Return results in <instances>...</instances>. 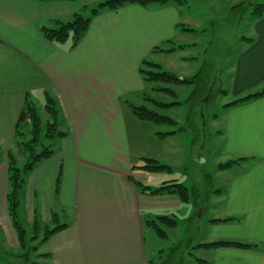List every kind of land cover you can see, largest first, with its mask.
I'll return each mask as SVG.
<instances>
[{
  "label": "crops",
  "instance_id": "0c3cea01",
  "mask_svg": "<svg viewBox=\"0 0 264 264\" xmlns=\"http://www.w3.org/2000/svg\"><path fill=\"white\" fill-rule=\"evenodd\" d=\"M94 1L98 0H0V234L5 237L3 242L7 239L19 248L7 204V152L18 151L15 128L26 93L44 106L48 92L57 102L59 127L63 126L66 135L56 137L54 154L28 175L21 211L28 224L33 225L37 208L41 237L46 227L56 226L54 212L68 227L39 245V249L42 246L46 249L43 253L38 249L37 258L43 257L39 254H48L43 257L46 264H159L150 257L148 242L155 246L157 237L161 236L150 221L164 229L167 222L161 217H182L188 229L193 225L199 231L205 230L199 243L235 240L257 244L253 249L194 250L207 263L195 261L191 244L188 256L194 259L192 264H264V96L223 107L222 115L212 117L221 141L219 158L224 161L248 158L231 169H215L214 177L218 174L222 186L218 193L210 195L206 208L197 207L192 196L184 202L176 194L141 193L133 180L155 187L153 183L158 185L165 178L163 172L134 168L143 163L144 157L176 167L181 160L187 163V144L192 157L191 130L163 135L178 127L161 129L156 123L138 119L128 106L132 97L140 98L149 88L139 71L141 63L148 58L162 69L167 65L170 71L173 66L169 60L192 62V67H196L200 54L192 50L199 48L201 42L193 41L189 33L198 35L208 29L203 27V22L195 20L199 17L193 6L198 0H190L180 4H126L119 9H101L92 16L88 32L73 49L68 44L58 45L44 38L42 26L55 27L57 21H69L75 13L89 9ZM244 1L220 0L208 4L217 15L227 14L225 21L232 24L229 28L232 31L244 26L245 21L249 28L241 35L236 30L233 33L228 29L212 30V40L204 51V64L198 70L207 65V50L211 55L213 50L221 48L232 51L229 45H219V35L231 36L232 43L238 45L237 52L229 58L228 67L217 75L221 84L218 88L215 82L217 89L231 95L230 102L264 88V10L257 16L251 6L249 14H245ZM251 2L264 6V0ZM185 5L187 11L182 9ZM179 45L185 46L177 48ZM156 46L176 49L154 51ZM186 50L194 56L175 55ZM227 79L228 89L224 86ZM153 88L152 92H156ZM205 88L207 91L210 86ZM195 152L193 149L199 165L207 162ZM61 165V187L56 193ZM146 173L159 177H148ZM185 179H189L187 175ZM183 183L192 187L190 180ZM229 217L233 219L211 222ZM169 236L173 235L167 232L165 237ZM154 250L157 251V246ZM14 263L15 260L9 261Z\"/></svg>",
  "mask_w": 264,
  "mask_h": 264
},
{
  "label": "trees",
  "instance_id": "16d2710c",
  "mask_svg": "<svg viewBox=\"0 0 264 264\" xmlns=\"http://www.w3.org/2000/svg\"><path fill=\"white\" fill-rule=\"evenodd\" d=\"M37 1H49V0H37ZM188 0H104L99 2L98 5L92 9L91 16H85L82 13H75L71 20L69 21H57L55 27H48L42 26L41 31L44 38L50 42H54L58 45H69L70 49L75 48L79 42L84 38L86 33L88 32L91 22L92 16L98 14L101 9L109 8V9H119L126 4H140L143 6L152 4V3H159L161 5L167 4L170 2L173 3H184ZM254 6L253 13L257 16L261 15L262 11L264 10V6L260 4H256L251 2V0L244 1V7L247 9L248 7ZM182 26H185L182 24ZM185 30H195L191 28L184 27ZM185 45H179L177 48H183ZM176 47L167 49L160 46L154 47V51H161V52H172L175 50ZM202 70V69H201ZM200 71L194 74L192 77H182L177 73L170 71V70H163L162 66L152 61L148 58L143 59L141 66L139 68L140 74L142 75L143 79L149 82L157 83L153 88V91L156 92H165L171 96H176V92L171 85H177L182 83H195L196 89L193 94L196 93L198 87L200 86L199 83V75ZM210 89L207 90V95L210 97L213 93H226L225 90L218 91L215 87V82L211 81L209 83ZM206 86V87H208ZM205 94V95H206ZM264 96V88L260 91H256L250 94H247L239 99H236L232 102L224 104L223 107H231L234 105H238L241 103L250 102L254 99H258ZM208 97L203 100V106H205V102L208 101ZM148 101L152 102L155 106L164 108L174 103H165L156 100L155 98L147 97ZM130 106L132 113L140 120L150 121L156 124L168 123V124H178V120L170 117L168 115L162 114L155 109L149 108L147 105H136L132 103H128ZM204 111V107H203ZM44 112L45 116L40 114L39 109L31 97L30 93H26L24 99V106L22 111L19 115V118L16 122L15 128V137H16V147L17 152L13 150H9L7 152V159H8V182H9V190L7 193V204H8V212L10 215V219L12 225L15 229L18 238V245L21 249L22 253L12 255L11 253H7V256L15 258L21 264H39L37 260H31L30 256L31 253L38 251L39 245L43 244L48 240V238L65 228L68 227L67 223H60L59 215L57 213H53V219L57 223L56 226L53 228L46 227L44 233L40 239L37 235L41 225H40V216L39 211L37 208L35 209L34 219H33V228L32 232L33 235L29 236L27 229L24 227L22 223V219L20 216V208L22 205V196L24 192V188L26 186L27 177L28 175L36 168V166L43 161L44 159L50 158L54 154V149L50 146L45 144V140L53 139L56 137H63L66 135V132L60 130L59 128V115L60 111L57 106V102L55 98H53L48 92H45V103H44ZM192 109L190 114L185 122H181L177 126L178 128L169 132L163 133V135L174 134L178 131L183 130H191L192 131V139L193 143L195 144L197 140H199L198 135L192 128ZM204 114V113H203ZM214 116V115H213ZM204 117V115H203ZM203 117L202 120H203ZM248 157H238L235 159H230L225 162H221L217 165L219 170H228L234 167L235 165H239L240 162L246 160ZM142 164L139 166H134L136 169H141L146 172H173L174 167L168 164L161 163L159 160L155 158L144 157L142 159ZM63 174V165L60 166L58 175L56 178V187L55 192L59 193L61 187V179ZM210 176V171H206V178L208 179ZM135 186L139 189V191L143 194H150V195H157V194H176L180 197V199L184 202L188 201L192 196V201L195 203L197 207L199 205H203L207 203L209 199V195L205 197L201 191L198 192V186L188 187L183 182H178L176 180H169L163 182L162 185L158 187H153L149 185H145L143 182L139 180H133ZM212 193L219 192L214 188L210 190ZM211 193V194H212ZM199 201V199H202ZM164 220L166 225L174 226L176 224L175 219L169 217H161ZM233 217L229 218H216L212 219L211 222L219 223V222H226L232 220ZM150 225L153 226L157 233L161 237L167 236V232L158 225L155 221H150ZM41 234V231L40 233ZM33 242V243H32ZM180 244H178L179 246ZM176 246V247H178ZM257 246V244L235 241V240H216L212 242L206 243H197L192 248L194 250L200 248L206 249H217L222 247H235L240 249H253ZM174 247L170 253L173 257ZM48 254H39V256H47ZM195 256V261L197 262H205L208 261L203 259L194 253L192 254Z\"/></svg>",
  "mask_w": 264,
  "mask_h": 264
},
{
  "label": "rangeland",
  "instance_id": "374dc122",
  "mask_svg": "<svg viewBox=\"0 0 264 264\" xmlns=\"http://www.w3.org/2000/svg\"><path fill=\"white\" fill-rule=\"evenodd\" d=\"M104 1V0H102ZM101 0L94 1L89 9H84L81 13L85 16H91V11L93 8H95L98 5V2H102ZM190 1V0H188ZM220 0H198L194 2L193 8L196 9V14L199 18H195V20L198 23L203 22V27L208 29L206 32H202L197 34L189 33L192 37V40L199 39L201 42V45L199 48L192 50V52H197L200 54L199 63L195 67H192V62L187 63H177L173 62V60H169L171 65L173 67V70L178 72L179 74H185V76H193L204 64V51L206 48V44L212 40V30L219 29L222 31L223 29H228L229 33H233L234 30L237 31L238 35L245 34L246 29H248L247 21L244 22V26H240L239 29H233V31L230 28L232 24H230L228 21H225V17L227 16L226 13H223L221 15H217L216 12L212 11L211 8L208 6L210 2H215ZM248 7L245 10V14H249L250 9L252 8V11L254 10V6ZM184 11L188 10V5H185L182 7ZM251 11V12H252ZM244 14V10H243ZM187 40V39H183ZM232 37L226 36L224 34L219 35V45L226 46L229 45L232 48V51L226 50V49H219V50H213L212 55L207 50V65L206 67H203V69L200 72L199 75V83L200 86L198 87L195 94L194 91L196 89L195 83H182L177 85H171L170 87L173 88L176 92V96H171L165 92H152V87L158 86L157 83L149 82L148 90L145 91L141 95L140 98L132 97L130 103L136 104V105H147L149 108L155 109L158 112L168 115L170 117H173L176 120H180L181 122H185L188 118L190 111L192 109V128L196 132V135H198L199 140L196 141V143H193L192 139V157L190 155V146L187 144L185 145L186 153L188 160L187 163H182L181 160L180 165L174 166L175 169L173 172H163L164 179L159 180L158 185H155L156 183H153L155 187H158L163 184L164 181L171 180L173 178H177L181 180L180 182H183L184 180H190L192 182V186H198L197 190L198 192H202L205 194V197L207 195H211V188H214L215 190L219 191V188L222 186V180H220L218 174H216V177H214V171L217 169V164L220 162H225L223 159L219 158V151L221 148V141L220 137H218L215 133V123L213 121V115L214 117L218 118V116L222 115V109L224 104L230 102L232 100V97L229 93L226 94H219V93H213L210 97L207 95V91H205V87L209 85L211 81L217 82L216 86L217 88L221 85L220 84V78H217V75L220 74L221 70H225L228 65L230 64L229 58L231 59V56L233 54H236L238 45L232 43ZM192 52L189 53V50H186L184 52H177L175 55H179L182 57H189L192 55ZM167 55V54H165ZM194 56V55H192ZM175 57V56H170ZM163 70H167V65L163 67ZM227 78V73L225 72L224 75ZM220 77V76H218ZM228 79L226 83H224V86H226V89H228ZM218 90V89H217ZM221 91V90H218ZM206 94V95H205ZM147 97H153L158 101L165 102V103H174L169 106H166L164 108H160L155 106L152 102L148 101ZM208 97V101L205 102V106H203V100H205ZM45 102V99L43 100V103ZM37 108L39 109L40 114L42 116L46 117V114L44 112V106L39 101H35ZM129 106V105H128ZM130 107V106H129ZM204 107V111H203ZM204 113V114H203ZM204 115V117H203ZM203 117V120L202 118ZM168 124V123H162V124H155L158 125L157 127H160L161 129L169 130L171 128H176L179 124ZM60 130H62L63 126L61 125ZM172 130V129H171ZM56 141H58V138L48 139L45 140V144L50 146L51 148L56 147ZM193 149L196 151L195 153H198L197 155L204 157L207 162H203L202 165L198 164V160L193 156ZM187 164V165H185ZM185 165V166H184ZM182 166V167H180ZM206 171H210V176L207 179L206 178ZM190 172V173H189ZM192 173V174H191ZM148 177H159L157 174L152 173H146ZM188 176L189 179H185V176ZM192 175V176H191ZM192 179V181H191ZM189 182V181H188ZM148 185V184H145ZM150 185V184H149ZM218 193V192H216ZM209 195V198L211 197ZM212 198V197H211ZM203 200L199 199V201ZM209 199L207 200L206 204H203L202 206L206 208L208 206ZM201 207V206H199ZM20 216L22 219V223L24 227L27 229L29 236L33 235L32 232V225L28 224V221L26 220L25 216L22 214L21 208H20ZM176 224L173 226L172 229H169V225L164 226V230L167 232H170L171 235L169 237H157L158 242L153 246V243L151 241L148 242V247L150 251V257L154 258L155 263L159 264H192L194 263V259L192 257H189L190 252V246L192 244V247L196 245L197 243L201 242L203 240V236L205 234V230L201 228L199 231V227L195 229L192 225L190 227L191 229H188V224L185 225L184 219L182 217H178L175 219ZM63 220L61 219L60 223H62ZM193 224V223H192ZM51 227L54 225L51 223H48ZM41 228L37 235H40ZM152 230H150L149 235H152ZM4 235L0 234V264H9V261L12 257L7 256V253H16L20 254L22 253L20 248H16L11 244L10 241L7 239L4 240ZM41 236L38 237L40 239ZM33 243V242H32ZM178 244H180L178 246ZM157 246V251L154 250V247ZM178 246V247H176ZM174 249L173 257L168 256L170 255L172 249ZM11 250V251H8ZM45 246L41 247L39 249V253L45 252ZM18 251V252H17ZM194 253V249L192 248V254ZM157 254L156 257H154ZM182 254L186 257L185 259L182 258ZM197 256L200 257V252H195ZM161 255V256H160ZM14 256V255H13ZM31 260H35L36 254L31 253L30 256ZM12 260H15L14 264H21L13 258ZM36 261V260H35ZM37 262L39 264H46L45 260L42 258H37Z\"/></svg>",
  "mask_w": 264,
  "mask_h": 264
}]
</instances>
